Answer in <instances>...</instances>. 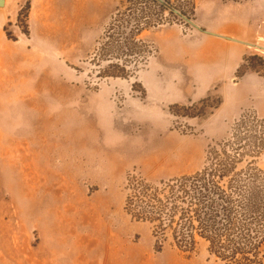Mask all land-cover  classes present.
Wrapping results in <instances>:
<instances>
[{"label":"rangeland","instance_id":"1","mask_svg":"<svg viewBox=\"0 0 264 264\" xmlns=\"http://www.w3.org/2000/svg\"><path fill=\"white\" fill-rule=\"evenodd\" d=\"M2 1L0 264H210L124 206L264 125V0Z\"/></svg>","mask_w":264,"mask_h":264},{"label":"trees","instance_id":"2","mask_svg":"<svg viewBox=\"0 0 264 264\" xmlns=\"http://www.w3.org/2000/svg\"><path fill=\"white\" fill-rule=\"evenodd\" d=\"M138 1L166 11L157 0ZM162 1L174 6L185 0ZM144 10L126 27L136 32L150 27V20L141 22ZM245 128L235 133L229 150L226 145L212 148L206 166L191 175L154 187L137 178L128 185L126 214L148 224L159 247L169 236L185 252L205 243L210 264H264V169L245 160L264 150V125Z\"/></svg>","mask_w":264,"mask_h":264},{"label":"water","instance_id":"3","mask_svg":"<svg viewBox=\"0 0 264 264\" xmlns=\"http://www.w3.org/2000/svg\"><path fill=\"white\" fill-rule=\"evenodd\" d=\"M162 6H164L168 11H170L171 13L175 14L176 16H178L179 18H181L182 20H184L185 22H187L188 24H190L193 28L199 30L200 32L202 33H205V34H210V35H214V36H218V35H215V34H212V33H209V32H206L204 30H201L199 28H197L193 23H191L189 20H187L183 15H181L177 10H175L172 6L168 5L167 3L163 2L162 0H157ZM3 4V1L0 0V6H2ZM220 37V36H218ZM225 38V37H223ZM226 39H229V38H226Z\"/></svg>","mask_w":264,"mask_h":264},{"label":"crops","instance_id":"4","mask_svg":"<svg viewBox=\"0 0 264 264\" xmlns=\"http://www.w3.org/2000/svg\"><path fill=\"white\" fill-rule=\"evenodd\" d=\"M202 33V32H201ZM210 33V32H209ZM203 34H205V33H203ZM213 34V33H212ZM206 35H209V36H212V37H215L216 39H218V38H220V39H223V40H226V41H229V42H236V43H239L237 40H234V39H231V38H229V39H226V38H228V37H225V38H223L224 36H221V35H218V36H220V37H218V36H214V35H210V34H206ZM215 35H217V34H215ZM186 50L187 49H185V52H186ZM188 51V50H187ZM185 54H188V53H185ZM190 56H193L194 57V55L195 54H189ZM197 58H198V56H197ZM189 75H192V71H190L189 70ZM198 75H200V73H198Z\"/></svg>","mask_w":264,"mask_h":264}]
</instances>
